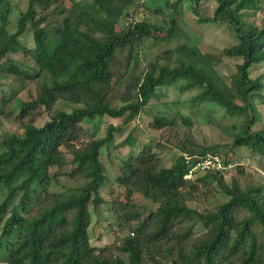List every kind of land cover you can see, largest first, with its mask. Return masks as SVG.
Masks as SVG:
<instances>
[{"label":"trees","instance_id":"trees-1","mask_svg":"<svg viewBox=\"0 0 264 264\" xmlns=\"http://www.w3.org/2000/svg\"><path fill=\"white\" fill-rule=\"evenodd\" d=\"M62 0H29L19 12L16 29L4 30L8 0L0 14V75L17 80L42 78V84L29 100H16L13 117L21 135L9 134L0 139V261L5 264H264V194L263 186L240 187L235 179L222 181V173L202 172L198 182L215 183L226 201L215 210L199 213L186 206L191 199L183 178L194 163L214 148L202 153L181 149L169 167H160L158 158L148 146L120 162L115 172V186L122 189L124 204L110 202V212L119 232H125L117 245L95 248L88 239L90 208L104 203L100 189L106 174L100 162V150L113 141L120 128L109 125L103 137L85 139L81 123L95 118L120 119L126 125L136 118L152 99L156 89L172 88L176 94L194 89L190 105L212 104L226 115L241 118L229 148H247L264 158V130L252 131L255 123L252 99L262 100L261 76L250 78L249 69L264 65V26L260 29L240 19V12L257 9L259 0H214L209 17L197 23L224 24L233 31L235 42L221 50V57L240 59L235 73L224 81L214 71L207 55L196 46L182 44L173 51L172 66L149 63L145 72L133 77L119 98L111 105L115 81L111 64L116 53L126 50L124 68L136 60L132 51L151 32L150 24L138 20L136 0H86L70 3L57 10ZM183 1L177 0L176 2ZM192 12L199 15L190 0ZM175 3V2H174ZM54 6L51 14L58 17L50 28L44 27V16L37 12ZM38 8V10H36ZM57 10V11H56ZM65 13V15H63ZM174 12L166 21L167 39L176 36L178 26ZM60 17V18H59ZM127 19V21H126ZM29 29L33 48L32 65L10 57L22 49L18 39ZM161 39V38H160ZM165 53V52H164ZM19 86L18 89H21ZM16 89V91L18 90ZM16 91L0 90V115L5 101ZM238 102V104L236 103ZM69 104L66 112L55 104ZM49 114L41 126L22 124L28 110ZM12 112V110H11ZM161 122L175 127L173 118ZM189 127V120L178 117ZM133 138L126 136L131 147ZM69 162H61L60 149L70 150ZM186 155V156H184ZM212 155V154H211ZM225 166L228 161L222 159ZM61 172L70 180L83 181L64 191L47 190L52 177L49 169L63 166ZM241 173V172H240ZM155 205L152 211L137 206L132 196ZM240 212H244L238 217ZM199 226L203 232L195 235Z\"/></svg>","mask_w":264,"mask_h":264},{"label":"rangeland","instance_id":"rangeland-1","mask_svg":"<svg viewBox=\"0 0 264 264\" xmlns=\"http://www.w3.org/2000/svg\"><path fill=\"white\" fill-rule=\"evenodd\" d=\"M29 0H8L4 30L7 34H11L16 29V20L19 12L24 11ZM86 0H62L55 8H68L70 3L82 2ZM136 0V6L131 7L128 11L130 14L136 11L138 20L146 22L157 28L158 32H151L153 38L142 40L137 49L136 60L130 61L129 66L124 68L126 50L116 53L115 60L111 64L113 78L116 82L111 91V105L117 107L119 98L125 90L126 84L133 78L142 75L149 63L158 60L159 64L172 66L173 51L182 44H190L206 54L213 66L214 71L224 81H228L231 75L235 73V66L241 63L240 59L221 57L222 49L232 45L235 40L234 34L230 28L224 24L197 23L199 17H209L212 14L215 3L214 0H197L194 5L199 11V15L192 12L193 5L190 6V0ZM175 2V3H174ZM257 9H249L240 12V19L245 23L260 29L264 26V0H259ZM6 6L0 5V14ZM54 6H50L47 10L37 12V17L44 16L46 19L43 23L44 27L54 25L58 17L51 14ZM38 10V8H36ZM56 10V11H57ZM178 12L174 19L178 26L176 36L170 39L165 37L167 25L166 21L170 15ZM65 15V13H63ZM60 18V17H59ZM127 21V19H126ZM161 38V39H160ZM22 49L11 54L9 58L22 62L31 66L32 61L26 50L33 48L32 36L29 29L18 39ZM27 52V51H26ZM165 52V53H164ZM134 55V54H133ZM132 55V56H133ZM3 58L0 63L4 62ZM250 78L261 76L263 89L259 95L263 96L262 100L252 99L254 104L255 123L252 131L264 130V65H257L249 69ZM42 84V78L22 79V83L18 84L17 80L7 75H0V90L4 94H8L10 90L16 91L9 101H5L2 107V115H0V139L9 134L21 135L22 130L19 122L14 119V107L16 100L25 102L33 98L38 90V86ZM157 99L148 102L147 107L126 125H121L120 119H110L108 117L95 118L89 122L81 123V128L85 132V139H98L104 136L109 125L120 128L119 133L113 135V141L100 150V162L106 174L105 185L100 189V196L104 203L96 208H90V225L88 227V239L91 246L100 248L102 246L117 245V240L125 234L119 232L115 220L110 212V202L114 204H124L125 196L121 188L115 186L114 175L118 164L124 162L129 155H136L140 149L148 146L154 157L158 158L160 167H169L174 159L183 151L192 150L202 153V149L214 148L207 155H215L219 160L228 161V166L221 172L222 181L229 184L231 179H235L240 187L248 185L263 186L264 188V158L257 152L248 150L247 148H229L232 136L236 131V127L241 123V118L226 115L220 108L212 104L190 105L189 99L194 96L197 91L194 89L176 94L175 90L170 88L161 90L156 89ZM238 104V102L236 101ZM73 108L69 104L57 102L54 109L64 110L66 112ZM12 110V112H11ZM181 116L189 120L190 126H184L180 123L178 117ZM166 118H173L175 127L168 126L166 123L155 122ZM49 119V114L39 113L37 109L28 110L22 117V124L31 123L34 126H41ZM168 121V120H167ZM133 138V144L130 147L126 142V136ZM77 144H72L70 150L61 148L60 157L63 158L62 163L69 162L72 151ZM187 153V152H186ZM68 166L62 169L54 167L49 169L48 174L52 177L49 185V191H64L68 188L78 187L83 181L70 180L65 176H61V172L67 170ZM241 172V173H240ZM203 173L193 171L187 174L183 179L189 185L185 188L190 193L191 199L186 201V206L199 213L213 211L215 208L226 201V198L219 192L214 182L206 180L204 183L198 182V178ZM264 194V190H263ZM3 195L0 194V201ZM135 205L143 207L146 211H152L155 205L141 198L138 194L132 196ZM244 212H240L237 216L241 217ZM1 225V223H0ZM194 234H202L203 230L196 226ZM0 264H5L0 261Z\"/></svg>","mask_w":264,"mask_h":264},{"label":"built area","instance_id":"built-area-1","mask_svg":"<svg viewBox=\"0 0 264 264\" xmlns=\"http://www.w3.org/2000/svg\"><path fill=\"white\" fill-rule=\"evenodd\" d=\"M186 156V155H184ZM228 166L226 164L223 165L222 161L219 160L215 155H204L203 157L199 158L194 165L189 169L188 174L191 172L197 170L200 172H204L207 170H213L221 172L225 169V167ZM187 176V175H186Z\"/></svg>","mask_w":264,"mask_h":264}]
</instances>
